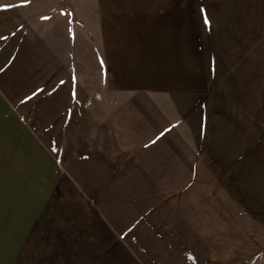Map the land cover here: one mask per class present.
I'll use <instances>...</instances> for the list:
<instances>
[{"label":"rangeland","instance_id":"1","mask_svg":"<svg viewBox=\"0 0 264 264\" xmlns=\"http://www.w3.org/2000/svg\"><path fill=\"white\" fill-rule=\"evenodd\" d=\"M158 2L161 13L178 7L187 18L193 14L204 39L208 100L179 115L193 125L187 134L200 131V121L207 125L209 159L217 152L226 158L220 164L227 180L234 177L233 162L240 153L235 154L242 146L252 147L258 158L254 173L263 178L264 0ZM100 4L0 0V264L166 260L157 245H169L172 231L160 230V224L157 231L144 206L149 212L154 202L170 206L173 191L121 193L117 186L112 192L118 184L127 188L123 173L142 146L129 142L131 127L121 135L118 130L123 95L115 89L113 72L119 67L107 56L124 31L130 50L142 37L136 31L130 38L126 20L133 16H107ZM249 119L258 121L256 134L236 124ZM121 139L127 142L121 145ZM250 194L257 199L247 202L252 207H230L231 214L251 219L252 225L242 224V229L251 226L263 233L264 188ZM137 203L143 204L141 211ZM90 207L108 223H97L90 211L85 214Z\"/></svg>","mask_w":264,"mask_h":264},{"label":"crops","instance_id":"2","mask_svg":"<svg viewBox=\"0 0 264 264\" xmlns=\"http://www.w3.org/2000/svg\"><path fill=\"white\" fill-rule=\"evenodd\" d=\"M99 2V8L107 16L121 17V20L133 16L126 20L130 38L136 36V31L142 37L140 41L135 39L134 50H130L126 31L122 34L120 31L119 45L107 56L111 57L112 66L119 67L113 72L115 89L119 97L123 95L122 107L117 109L121 122L118 130L121 135L126 127H131L133 139L129 142L142 146L135 150L133 162L123 173L130 188L126 190L124 185L121 190L123 184H118L112 192L117 186L121 193L173 191L170 206L154 202L153 212L144 206V212L153 218L148 220L153 221L157 231L160 224V230H171L173 234L169 245H157L166 259L163 264H264V232H253L251 226L242 229V224L252 225L251 219L237 212L231 214L235 207H252L247 202L257 199L250 192L264 188V175L259 179L254 173L258 163L256 150L252 153V147L242 146L243 150L235 154L240 153L234 158V177L227 180L226 169L221 173L220 164L226 158L217 152L212 161L209 159L210 137L204 131L207 125L200 121V131L187 134L186 129L192 123L179 118L191 107L201 104L209 90L206 49L195 17L178 13V7L175 12L161 13L158 0ZM208 104H204L207 109ZM236 124L242 129H255V134L259 125L256 119L238 120ZM155 131L161 133L150 137ZM254 138L257 141L256 135ZM124 142L127 141L121 139V145ZM88 189L96 191L89 185ZM135 200L141 201L138 197ZM137 205L141 211L143 204ZM96 209L90 207L84 213L90 211L89 216L92 213L93 218H99L97 223L107 224ZM164 223L168 224L165 228ZM192 223L194 226L189 227Z\"/></svg>","mask_w":264,"mask_h":264},{"label":"snow or ice","instance_id":"3","mask_svg":"<svg viewBox=\"0 0 264 264\" xmlns=\"http://www.w3.org/2000/svg\"><path fill=\"white\" fill-rule=\"evenodd\" d=\"M63 83V82H62Z\"/></svg>","mask_w":264,"mask_h":264}]
</instances>
